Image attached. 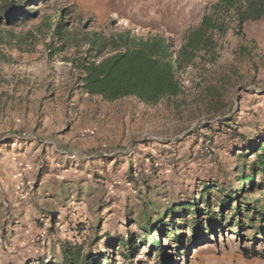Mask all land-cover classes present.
<instances>
[{"label": "rangeland", "instance_id": "374dc122", "mask_svg": "<svg viewBox=\"0 0 264 264\" xmlns=\"http://www.w3.org/2000/svg\"><path fill=\"white\" fill-rule=\"evenodd\" d=\"M217 1L46 0L29 7L36 18L4 27L11 33L0 44V264H61L62 248L91 254L92 264H251L242 250H264L258 222L233 225L229 207L219 216L217 191L237 188L236 175L250 170L256 157L250 144L264 148V18L249 29L228 18L226 32L213 38L214 56L201 57L202 50L179 72L182 93L155 105L80 92L77 72L58 55L50 57L46 27L38 31L49 16L106 34L127 28L141 36L160 33L177 48L199 25L204 7L210 13ZM110 119L117 132L108 131ZM126 147L129 156L91 162L96 152ZM205 185H213L209 206L183 211ZM239 196L229 201L233 208L246 200L264 212V190ZM173 204L179 205L164 219ZM145 214L163 219L166 229L175 224L184 247L171 248L163 229L144 237ZM210 214L220 219L215 231L205 221ZM201 218L204 235L195 239ZM130 236L136 246L128 252ZM151 239H161L171 258L157 259Z\"/></svg>", "mask_w": 264, "mask_h": 264}, {"label": "trees", "instance_id": "16d2710c", "mask_svg": "<svg viewBox=\"0 0 264 264\" xmlns=\"http://www.w3.org/2000/svg\"><path fill=\"white\" fill-rule=\"evenodd\" d=\"M46 0H0V44H5L3 35L10 34V28L18 23H26L38 16L37 10H30V6H37L38 3ZM264 16V0H218L210 6V13L201 18L199 25L187 31L183 36L182 43L175 48L172 40L160 33H149L146 36L137 35L131 29H115L106 34L102 30H88L85 26H69L61 18L57 20L45 16L42 19V26L38 27L39 32H43L42 27H46L44 36L48 35L49 55H58L62 61L69 62L77 72L74 78L76 88L88 95H96L104 101H115L124 97H134L139 102L147 105H155L164 97H173L182 93L179 80V72L188 65L194 64L203 50L201 57L206 58V53L212 51L214 56L215 35H223L227 30V20L236 21V28H241L246 20H256ZM34 36L33 31L28 32V36ZM26 37H18L16 45L21 49ZM85 48V51H83ZM70 52V54H68ZM0 58L5 59V55L0 53ZM209 61H212L211 58ZM249 150L254 154L255 160L249 171L244 167L236 175L237 188H220L221 200L218 201L220 209L219 216L223 217L225 207L233 209L229 221L233 225L244 223L248 219L252 224L258 222L255 233L264 234V212L258 207L250 206L246 200L237 203L234 208L229 201L238 199L239 193L250 195L257 191L264 190V148L262 144H250ZM239 156L246 158L247 154L239 153ZM261 177L259 182H255L257 177ZM249 184V186H246ZM205 185L201 187L198 198L188 201V206L181 207L186 210L193 208L196 213L200 211V205L206 203L209 206L211 187ZM259 200H256L258 203ZM179 204H173L163 211L164 219L173 214L174 209ZM191 206V207H190ZM231 207V208H230ZM146 210L147 207L145 206ZM179 211H177L178 213ZM146 223L141 226L145 233L144 237L151 235L152 228L168 231L167 238L172 241L171 248L179 250L184 247V234L177 232V226L164 228L167 224L163 219L152 220L150 215L145 214ZM196 218V217H195ZM195 219V239L204 235L203 220ZM220 219L216 214L207 215V227L216 230ZM174 223V222H173ZM159 224V225H158ZM244 227H242L243 229ZM201 229V230H199ZM142 242L145 239L141 240ZM135 237L130 236L125 247L128 252L136 246ZM149 246L157 249L154 256L161 262L170 259V254L162 250L161 239L149 240ZM188 247L185 250L188 251ZM183 250V252H185ZM245 258L264 259V250H242ZM129 254H123L127 259ZM92 255L82 256L76 248H62L61 264H92ZM165 263V262H164Z\"/></svg>", "mask_w": 264, "mask_h": 264}, {"label": "crops", "instance_id": "0c3cea01", "mask_svg": "<svg viewBox=\"0 0 264 264\" xmlns=\"http://www.w3.org/2000/svg\"><path fill=\"white\" fill-rule=\"evenodd\" d=\"M204 13H206V14L209 13L208 6H205L204 7V10L202 12L201 17L204 15ZM263 18H264V16L261 17L260 19H256V20H246V21L243 22L242 27H244L245 25H248L247 27L249 29V28L252 27L251 25L253 23L258 22V21H261ZM232 34H233L232 32H228L227 33V35H232ZM98 120L99 119H97V118L94 119V121H98ZM100 121H101L100 124L98 123L99 129H97V131H100V126L103 124L102 119H100ZM109 122L110 123L107 126H108V128L110 127V130L108 129V131L113 130V132H117L118 131L119 124L112 123L113 121L111 119L109 120ZM104 150H102V152H96V153H103V152H105ZM103 161H105V160H103L101 157H96L95 159H92L91 160L92 163H95V164L100 165V166L103 165V163H104ZM112 163H113V161H108V164H112ZM246 259H249L251 261L250 262L251 264H264V259H262V258L254 257V258H246Z\"/></svg>", "mask_w": 264, "mask_h": 264}, {"label": "built area", "instance_id": "2783aa9c", "mask_svg": "<svg viewBox=\"0 0 264 264\" xmlns=\"http://www.w3.org/2000/svg\"><path fill=\"white\" fill-rule=\"evenodd\" d=\"M98 154H99L98 157H101V156L119 157V156H129L131 152H129V148L126 147L125 149H116L115 151H112L111 153L103 152V153H98Z\"/></svg>", "mask_w": 264, "mask_h": 264}]
</instances>
